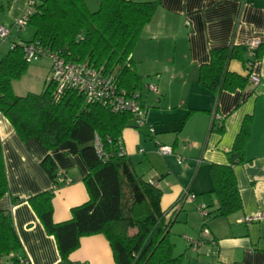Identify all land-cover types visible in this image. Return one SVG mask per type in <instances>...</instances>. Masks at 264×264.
<instances>
[{"label":"crops","instance_id":"obj_1","mask_svg":"<svg viewBox=\"0 0 264 264\" xmlns=\"http://www.w3.org/2000/svg\"><path fill=\"white\" fill-rule=\"evenodd\" d=\"M27 1L0 0V25L12 26ZM84 1L89 9L99 4L98 0ZM159 2L131 53L141 77L137 91L147 106L146 121L154 134L146 127H125L121 132L123 151L133 158L139 175L156 181L163 211H170L180 199L166 218L172 217L169 236L174 254L183 256L182 264H264V50L251 69L239 59L230 60L227 66L228 71L242 76L253 71L259 77L257 84L247 79L244 88L215 93L197 82L199 67L209 62L211 49L237 45L248 60L251 40L264 45V0ZM30 39H22L15 29L9 37L18 42ZM147 84H154L157 92L149 91ZM214 112L218 117L213 118ZM246 115L252 121L244 161L233 165L241 208L218 217L213 213L217 199L211 193L210 166L229 164V152ZM0 140L8 186L0 198V210L10 211L22 253L30 264H59L54 237L45 231L26 199L53 187L40 165L50 155L58 175L69 179L55 190L53 221L68 220L71 209L87 201L83 178L88 169L79 145L67 140L50 150L34 137L23 141L1 113ZM156 141L170 146L172 152L159 154ZM184 191L193 194V200L181 199ZM13 197L21 201L13 203ZM200 204L213 214L204 225L197 208ZM245 216L257 219L238 222ZM203 227L208 234L202 232ZM185 236L200 244L192 247ZM69 260L73 264H116L103 234L81 237Z\"/></svg>","mask_w":264,"mask_h":264},{"label":"trees","instance_id":"obj_2","mask_svg":"<svg viewBox=\"0 0 264 264\" xmlns=\"http://www.w3.org/2000/svg\"><path fill=\"white\" fill-rule=\"evenodd\" d=\"M98 2L96 10L91 11L84 0H40L28 20L27 26L33 32L27 41H38L58 50L69 61L113 70L120 86L137 90L141 77L135 71L131 53L160 2ZM262 50L264 45L260 44L253 58L244 60L240 46L213 48L209 62L199 67L197 82L215 93L244 88L247 76L228 71V63L239 59L246 66L254 64ZM28 64L18 41L0 58V113L23 141L34 137L50 150L64 141H75L88 169L83 178L88 199L71 209L68 220L56 223L52 218V198L55 190L64 184L58 182L56 164L50 155L40 165L53 187L26 199L45 231L54 237L59 264H73L69 254L79 246V239L93 234L106 237L116 264H182L183 256L174 254L169 236L172 217L166 218L180 199L170 211H163L161 190L136 172L133 158L120 154L122 130L135 126L131 114L113 112L100 103L88 102L74 89H67L55 99L56 84L48 78L41 92L17 95L12 82L23 75ZM251 121L250 115L244 117L229 152V164L210 166L211 193L217 199L215 216H227L241 208L233 165L244 161ZM95 137L101 141L103 155L95 149ZM7 192L0 140V198ZM20 201L17 197L12 199L13 203ZM207 213L213 215L212 211ZM0 264H30L22 253L9 210H0Z\"/></svg>","mask_w":264,"mask_h":264},{"label":"built area","instance_id":"obj_3","mask_svg":"<svg viewBox=\"0 0 264 264\" xmlns=\"http://www.w3.org/2000/svg\"><path fill=\"white\" fill-rule=\"evenodd\" d=\"M40 0H28L23 13L14 21L12 26L0 25V42H7L9 48H13L15 41H9L12 30L16 32L24 30L28 24L30 16L36 11L37 5ZM22 47L23 56L26 62L30 63L40 58H46L50 62V75L49 80L55 82L56 87L54 91L55 99L61 97L67 89H74L82 94L88 102L100 103L108 107L113 112H128L132 116L133 124L137 128L146 127L149 134H154V128L146 121L147 106L144 104L141 95L138 91H129L128 89L120 86L119 80L115 75V71L107 70L103 66H92L86 62L69 61L58 50H51L48 47L41 45L38 41H20L18 42ZM261 42L258 39H253L249 42L251 50L250 58H253L256 49ZM257 63V62H256ZM254 63V64H256ZM254 64H248L251 69ZM248 81L257 84L259 77L251 70L247 74ZM146 88L149 91L157 92V87L154 84H147ZM218 117L214 112L213 118ZM94 146L99 155H103V148L101 141L98 137L94 139ZM122 148V147H121ZM156 150L161 155L170 154L172 149L168 145L160 144L156 141ZM139 151L142 152V149ZM124 153L123 148L120 154ZM182 160V157H178ZM58 182L61 184L69 183V179L63 174L58 176ZM149 182L156 186V181L149 180ZM186 200H193L194 195L184 191L182 198ZM198 211L203 219V225L206 224L209 214L203 204L198 205ZM257 219V216H245L238 220V222H251ZM203 233H209L206 227L202 229ZM185 239L196 248L199 240L192 239L185 236ZM212 241L211 237L209 239ZM84 264V263H81Z\"/></svg>","mask_w":264,"mask_h":264},{"label":"rangeland","instance_id":"obj_4","mask_svg":"<svg viewBox=\"0 0 264 264\" xmlns=\"http://www.w3.org/2000/svg\"><path fill=\"white\" fill-rule=\"evenodd\" d=\"M91 11L96 10L93 6ZM32 28L26 26L24 30L17 32L22 39H29L32 36ZM9 49L7 42H0V58ZM50 75V62L46 58L30 62L23 75L13 81V89L17 95H25L29 92L39 93L43 90L47 77ZM137 91V90H136Z\"/></svg>","mask_w":264,"mask_h":264}]
</instances>
